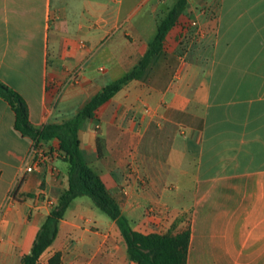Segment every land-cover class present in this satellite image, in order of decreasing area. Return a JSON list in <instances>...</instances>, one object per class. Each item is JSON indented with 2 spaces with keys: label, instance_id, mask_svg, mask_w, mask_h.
Segmentation results:
<instances>
[{
  "label": "crops",
  "instance_id": "obj_1",
  "mask_svg": "<svg viewBox=\"0 0 264 264\" xmlns=\"http://www.w3.org/2000/svg\"><path fill=\"white\" fill-rule=\"evenodd\" d=\"M212 4L215 20L202 26L194 72L125 85L83 123L80 149L134 231L181 233L188 215L187 264H264V0ZM139 13V0H0V80L26 100L35 127L73 119L137 66L152 40ZM130 33L138 34L133 44ZM15 121L0 97V257L7 264L31 252L69 187L60 155L54 171L26 172L34 142ZM86 201L73 200L40 261L58 251L67 264H137L117 224L100 220ZM150 205L160 208L158 223ZM85 213L97 230L82 227Z\"/></svg>",
  "mask_w": 264,
  "mask_h": 264
},
{
  "label": "trees",
  "instance_id": "obj_2",
  "mask_svg": "<svg viewBox=\"0 0 264 264\" xmlns=\"http://www.w3.org/2000/svg\"><path fill=\"white\" fill-rule=\"evenodd\" d=\"M188 0H179L158 27L157 35L138 66L102 89L85 108L73 119L61 125L35 127L29 118L26 100L13 88L0 80V97L9 103L15 112V129L22 136L33 140L34 145L59 142V155L69 163V187L63 192L42 225L31 252L22 258L21 264H39L41 257L56 241L60 223L65 218L74 199L89 196L95 206L113 220L123 236L129 258L137 264H187L191 243V229L174 234H142L134 231L129 220L123 215L119 201L105 186L100 175L85 161L80 149L79 137L83 123L93 119L100 106L112 99L125 85L141 78L151 59L162 51L163 43L169 32L184 13ZM98 146L100 138L97 139ZM100 152V150H99ZM60 253L55 256L59 264Z\"/></svg>",
  "mask_w": 264,
  "mask_h": 264
},
{
  "label": "rangeland",
  "instance_id": "obj_3",
  "mask_svg": "<svg viewBox=\"0 0 264 264\" xmlns=\"http://www.w3.org/2000/svg\"><path fill=\"white\" fill-rule=\"evenodd\" d=\"M178 1L179 0H139V26L146 31L144 33L145 36L152 38L151 42L157 35L159 25ZM213 8L216 7L212 4V0H188L184 13L166 37L161 53L151 59L150 64L142 72L139 80L142 82L150 81L157 85L168 79H172V81L179 80L187 71L188 73L194 72L196 59L201 54L202 26H204V22L206 21L215 20L209 13ZM194 22L196 25H194ZM212 24L214 23L212 22ZM110 35L112 36V34H109V36ZM126 36L130 44L135 42V38L138 39V34L136 33H130ZM109 39L110 38L107 37L105 43H107ZM120 43V41L116 40V44L121 48L120 51L131 52V47H123ZM82 44L86 45L87 43L83 42ZM206 47H210V44L207 43ZM144 56L140 59L139 63L143 60ZM98 70L103 71L105 67L100 65L98 66ZM96 129L98 128L96 127L95 130ZM170 130V126L166 128L167 132ZM85 200H87L84 205L86 209L91 205L92 211L98 214L100 220H104L105 222L111 221L108 215L100 211L94 205L95 203L92 198L85 196ZM55 206L56 204L53 207ZM77 208L78 203H74L72 209L75 210ZM83 217L85 222V225H82L83 228L91 229V231L97 230V227L94 225H88L89 216L86 213ZM186 217L187 220L182 225L183 230L187 229L189 223L188 215ZM2 241L3 240L0 238V242ZM57 253L60 252L50 251L42 258L40 264H58L57 261H55ZM60 255L59 264H67L68 260L64 259L63 261V255L61 253ZM7 261L9 260H6L3 256L0 257V264H7ZM11 264H20V262L19 260L15 261V259H12Z\"/></svg>",
  "mask_w": 264,
  "mask_h": 264
},
{
  "label": "built area",
  "instance_id": "obj_4",
  "mask_svg": "<svg viewBox=\"0 0 264 264\" xmlns=\"http://www.w3.org/2000/svg\"><path fill=\"white\" fill-rule=\"evenodd\" d=\"M194 25L196 23L194 22ZM73 79H76V75L73 77ZM56 81L53 80L52 83H55ZM31 155H32V165L26 168V172L30 173L35 171L36 169H39L42 166H50L51 169L54 171V162L59 156V146L58 148L54 149H44L43 144L40 143L38 145H34L31 149ZM15 196L14 194L10 195V200L14 201ZM159 206L156 205H150L148 208V216L149 219L155 223L159 222Z\"/></svg>",
  "mask_w": 264,
  "mask_h": 264
}]
</instances>
